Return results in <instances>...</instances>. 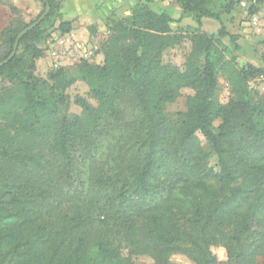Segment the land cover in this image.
Returning a JSON list of instances; mask_svg holds the SVG:
<instances>
[{
    "label": "trees",
    "instance_id": "trees-1",
    "mask_svg": "<svg viewBox=\"0 0 264 264\" xmlns=\"http://www.w3.org/2000/svg\"><path fill=\"white\" fill-rule=\"evenodd\" d=\"M36 1V19L49 6L47 16L0 67V264H130L141 255L174 264L176 254L194 264H264V95L249 87L264 70L228 60L222 40L237 38L223 26L216 36L200 30L240 1L256 14L264 0H176L196 24L181 68L165 57L184 39L171 14L138 0L129 18L107 19L99 63L80 59L45 78L35 74L45 26L61 13L55 0ZM29 24L17 18L0 31V62ZM54 30L69 33L71 23ZM220 74L231 87L224 105L215 99ZM78 81L97 105L77 97L82 113L67 115L66 92ZM185 90L186 110L171 122L164 105ZM216 245L226 263L212 255Z\"/></svg>",
    "mask_w": 264,
    "mask_h": 264
},
{
    "label": "rangeland",
    "instance_id": "rangeland-1",
    "mask_svg": "<svg viewBox=\"0 0 264 264\" xmlns=\"http://www.w3.org/2000/svg\"><path fill=\"white\" fill-rule=\"evenodd\" d=\"M59 4V13H61V0H55ZM112 1L115 0H82L76 1L72 5H64V10L68 14L71 11L81 10V11H91L95 9L94 4L99 5L98 7H107ZM119 3L120 11L117 14H113L112 17L116 19H126L129 18L132 14L135 4L138 3V0H117ZM13 5L16 7L18 13L17 16L11 13L8 5ZM149 6L154 11L165 10L169 12L174 19L175 23L171 25V28L174 32L182 33L184 39L180 46L170 50L166 55V60L172 63L175 66L183 67L184 63L188 58V54L191 51V44L187 38V33L189 32L188 27H195L196 24L192 18H182V12L177 5L176 0H151ZM260 10L256 14H249L248 8L249 3L245 1H240L235 6L234 10L228 14L223 15L221 22L215 21L213 19L204 18L201 20L200 30L209 35H217L218 30L221 26L230 34L235 36V44H231L228 38L222 40L223 46L229 49L230 55H226L228 60L231 61L234 57V62L231 63L235 66L240 67L245 64H252L258 68L264 70V2L259 6ZM42 5L36 0H0V31L5 27L13 24L17 18H19L23 23L29 24L34 22L39 13H41ZM102 9V8H101ZM59 15V14H58ZM16 17V18H15ZM62 20V14L53 19L54 29L59 25V22ZM47 26V27H46ZM45 26L47 32L50 33V36L46 39L45 43L41 44V47L44 49V55L40 60L41 64H38L35 74L38 77L45 78L47 73L53 69L51 67V58L49 56V46L52 44L53 38L59 36L57 30H54L53 27H49L50 23H47ZM91 39V45L83 42L86 45L89 57L88 61H93L99 63L102 58L101 52H99L100 45L106 38V31L103 30L101 33L94 31ZM94 45V46H93ZM238 47L237 51L233 50V46ZM92 46V47H91ZM220 49L222 47H219ZM65 63L62 67L74 68L78 63L76 58H66ZM71 74V73H70ZM228 75L220 74L218 78V86L215 94V99L220 105H224L232 97L231 87L227 81ZM6 85V81L0 77V86ZM249 87L256 91L259 95H264V74L260 75L249 82ZM67 95L69 96L70 103L62 112H66L67 115L82 113V109L79 105L75 103L77 97L84 98L92 106L97 105V101L91 98L88 94V88L83 82H76L67 90ZM190 91H182V95L176 99L175 102L170 104H165V114L171 122H175L179 114L186 110L185 108V97L189 95ZM220 123V120L214 122V126L217 127ZM119 129L114 130L110 134V145H114L117 136L119 135ZM199 145L203 150H209V144L205 138L199 133L196 135ZM113 138V139H112ZM208 165L213 167L217 163V158L214 154L210 155ZM210 251L214 255L217 261L226 263V253L225 249L222 246L216 245L211 246ZM170 261L174 264H194L186 257L176 254L171 256ZM130 264H151L152 260L147 255L141 256H131L129 258Z\"/></svg>",
    "mask_w": 264,
    "mask_h": 264
},
{
    "label": "crops",
    "instance_id": "crops-1",
    "mask_svg": "<svg viewBox=\"0 0 264 264\" xmlns=\"http://www.w3.org/2000/svg\"><path fill=\"white\" fill-rule=\"evenodd\" d=\"M76 1L78 0H61L62 20L71 23V30L69 33L73 34L78 40L85 42L90 46L92 39L91 34H93L94 31L101 33L103 30H105V23L107 22V19L120 11L119 3L117 0L112 1L109 5L107 4V7L105 8L102 6L98 7L99 5L95 3V9L91 11L85 12L81 10H75L71 11V13L68 12L67 14L64 10V5L66 4V6H69ZM40 60L37 61V66L38 64H41Z\"/></svg>",
    "mask_w": 264,
    "mask_h": 264
},
{
    "label": "built area",
    "instance_id": "built-area-1",
    "mask_svg": "<svg viewBox=\"0 0 264 264\" xmlns=\"http://www.w3.org/2000/svg\"><path fill=\"white\" fill-rule=\"evenodd\" d=\"M49 56L51 58V67L53 69L62 67L65 63L64 58L88 59L89 54L86 45L78 40L73 34L66 33L53 38L49 46Z\"/></svg>",
    "mask_w": 264,
    "mask_h": 264
},
{
    "label": "water",
    "instance_id": "water-1",
    "mask_svg": "<svg viewBox=\"0 0 264 264\" xmlns=\"http://www.w3.org/2000/svg\"><path fill=\"white\" fill-rule=\"evenodd\" d=\"M49 6H46V8L44 9V12L32 23H30L28 26H26L24 29H22L16 36V39H15V42H14V45H13V49L10 53V55L7 57V59L3 60L2 62H0V67L5 65L8 61H10L16 51H17V47H18V43L20 41V39L25 35L27 34L29 31H31L32 29H34L36 26H38L44 19L45 17L47 16L48 12H49Z\"/></svg>",
    "mask_w": 264,
    "mask_h": 264
}]
</instances>
